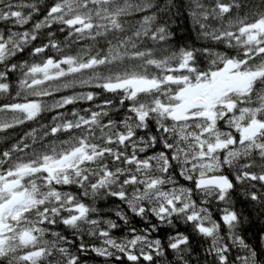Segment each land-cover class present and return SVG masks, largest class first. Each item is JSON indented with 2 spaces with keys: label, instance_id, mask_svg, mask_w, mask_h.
I'll return each instance as SVG.
<instances>
[{
  "label": "snow or ice",
  "instance_id": "1",
  "mask_svg": "<svg viewBox=\"0 0 264 264\" xmlns=\"http://www.w3.org/2000/svg\"><path fill=\"white\" fill-rule=\"evenodd\" d=\"M76 7L75 0H58V6L48 0L41 11L33 13L38 8L35 0H9L0 5V161H4L0 164V264H43L45 255L50 256L49 247L61 235L57 228L80 221L99 223L89 213L88 200L82 199L70 208L61 202V194L67 198L72 190L78 191L66 173L79 176L80 167L91 163L96 155V145L81 136L70 147L44 145L34 150L44 133L49 139L69 136L73 128L61 120L69 113L76 121L77 131L106 132L119 121L113 135L121 146H127L132 138L131 131L127 136L123 134L125 127L130 130L132 123H147L153 143L160 149L157 155L166 157L164 171L179 168L183 178L171 192L157 193L162 198L157 208L135 209L136 227L131 230H117L115 225L105 230L106 221L100 224L98 235L106 241V248L90 250L98 261L155 264L161 256L171 259L174 250L191 241L189 228L193 227L205 237H211L215 230L224 236L227 226L237 219L224 201L240 186L247 190L248 203L260 201L264 207V170L260 169L264 164V103L250 105L243 96L241 102L234 99L256 77L264 78V65L247 59L254 53L264 57V20L243 24L238 30L228 28L229 44L241 48L236 60L222 57L208 70L197 71L189 66L185 55L164 84L135 78L103 83L97 79L94 83L92 79L85 80L84 75L102 61L87 47H66V42L60 43L57 36L58 28L74 30L75 35L91 30L86 18L74 14ZM209 11L222 17L229 15L228 0H191L193 17L207 19ZM220 38H225L223 31ZM250 63L255 67H248ZM100 87L107 98L116 96V120L109 111L115 105L92 107L95 101L91 92ZM76 109L83 111V118H79ZM58 121L62 129L57 126ZM106 142L109 147L114 146L111 137ZM155 159L156 155L143 151L140 156L130 154L128 163L131 166L135 161L138 169L148 168ZM109 176L110 172L102 173L91 187L104 185ZM135 182V177H129L126 184L130 187ZM141 183L144 191H133L129 211L134 209L136 200L150 198L151 190L158 184L156 180ZM209 189L217 194L213 226H208L204 216L209 210L207 204L197 199L198 193ZM127 195L114 192L111 199L119 202ZM67 203L72 201L68 199ZM146 211L160 222L168 217L175 223L182 215L186 227H178L176 235L188 236V240L177 238L164 245L149 231L147 223L139 229L137 218ZM68 212L72 215L68 216ZM118 223L126 221L121 217ZM45 229L49 231L45 233ZM210 243L206 257L213 264H229L232 257L228 255L227 243L223 247ZM108 249L116 255H109ZM54 250L65 251L62 247ZM66 264H76V257H70Z\"/></svg>",
  "mask_w": 264,
  "mask_h": 264
},
{
  "label": "clouds",
  "instance_id": "2",
  "mask_svg": "<svg viewBox=\"0 0 264 264\" xmlns=\"http://www.w3.org/2000/svg\"><path fill=\"white\" fill-rule=\"evenodd\" d=\"M8 2L9 0H0V5ZM35 2L38 8L33 9V13L41 11L48 0H35ZM75 2L77 7L74 14L86 18L91 30L75 35L74 30L68 32L66 29L58 28L57 36L60 43L66 42V47L73 49L87 47L94 57L102 61L95 66L94 71L84 75L85 80L92 79L94 83L97 79L103 83L135 78L164 84L166 79L173 75V69L179 65L185 55L188 57L189 66L197 71L208 70L214 61L222 57L226 59L231 56L236 60L241 54V48L235 43L229 44L228 28L238 30L243 24L264 20V0H228L229 15L222 17L209 11L207 19L193 17L190 14L191 0H75ZM53 6H58V0H53ZM63 16L69 18L68 13H64ZM60 23H63V20ZM222 31L225 34L223 40L220 38ZM247 59L249 61L255 59L256 64L264 65V57H258L256 53L248 56ZM247 66L255 67L251 63ZM175 75L179 77L180 73L177 72ZM91 96L95 101L92 107L115 105L109 111L113 120H116L119 105L115 95L111 99L107 98L108 94L100 87L91 92ZM242 96L243 101L250 105L264 103V78L256 77L244 93L234 97L235 101L241 102ZM75 111L79 113V118H83L82 110ZM120 115L123 116L124 113ZM61 120L73 128L69 136L63 139L60 137L49 139L48 133H44L34 150L43 148L44 145L49 147L55 145L57 149L70 147L81 136L96 145V155L91 163L80 167L79 176L75 172L66 173L70 184L78 191L72 190L67 198L61 194V202L65 208H70L80 204L82 199L88 200L89 213L94 215L99 223L91 225L87 221H80L57 228L56 231L61 235L56 239V244L49 247L50 256L45 255L43 264H66L70 257H76V264H110L107 259L99 261L94 259L95 253L90 252L93 248L97 250L106 248V241L98 235L101 231L100 224L106 221L105 230H111L112 225H115L117 230H131L136 227V220L133 219L134 210L140 207L146 210L157 208L162 202V198H158L157 193L171 192L173 186H179L183 178L179 175V168L176 171H164L166 157L157 155L160 149L153 143L152 130L147 123L142 126L132 123L130 130L125 127L123 134L127 136L131 131L132 138L127 146H121L117 142L118 137L113 135L119 126V121L113 123L106 132L95 133L87 129L75 130L76 121L73 120L71 113L61 117ZM57 126L61 129L63 127L59 121ZM157 135L162 136L163 133ZM109 137L114 143L112 147L106 142ZM65 141L68 143L65 144ZM105 151L108 155L102 154ZM143 151L156 155V159L150 161L151 166L138 169L135 167V161L130 166L129 155L140 156ZM113 157L118 159L114 160ZM3 163L4 161H0V164ZM180 167L182 168L183 165ZM260 169L264 170V164L260 165ZM104 172H110L107 182L104 185L98 184L93 189L91 184ZM129 177L136 178V182L130 187L126 184ZM153 180L158 184L151 190L150 198L136 200L134 209L129 211L133 191L140 189L143 192L141 182L147 184ZM114 192H127L128 195L115 202L111 199ZM216 195L211 189L197 194V199L204 201L209 209L204 213L208 226L214 225L212 214L217 211ZM246 196V188L240 186L224 201V206L233 211L237 217L227 226L224 236L215 230L211 237H205L196 232L194 227L189 228L191 241L174 250L171 259L161 256L155 264H213L212 260L206 257L211 246L210 242L220 247L227 243L230 248L228 255L232 257L229 264H264V207L261 206L260 201L255 204L248 203ZM68 199L72 201L71 204L67 203ZM49 207L52 205L49 204ZM67 215L71 216L72 213L68 212ZM121 217L126 224L118 223ZM51 218L49 216L50 220ZM63 219L64 217L60 218ZM137 219L140 221L139 229H143L144 224L147 223L149 231L162 240L164 245L177 238L188 240V236L176 235L178 227L180 229L186 227L182 215L176 218L175 223L168 217L160 222L155 216L150 217L147 211ZM60 220L57 221L58 224ZM153 220L157 222L153 224ZM47 231L49 230L45 229V233ZM65 232L67 235L62 234ZM43 239L42 236L41 242ZM58 247H62L65 251L54 250ZM81 247L83 251L80 250ZM108 254L115 256L116 252L108 249Z\"/></svg>",
  "mask_w": 264,
  "mask_h": 264
}]
</instances>
